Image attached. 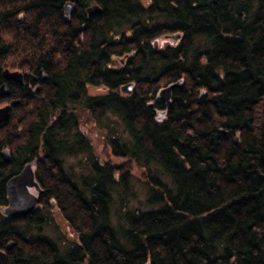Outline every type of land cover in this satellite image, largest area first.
Segmentation results:
<instances>
[{
    "label": "trees",
    "instance_id": "obj_1",
    "mask_svg": "<svg viewBox=\"0 0 264 264\" xmlns=\"http://www.w3.org/2000/svg\"><path fill=\"white\" fill-rule=\"evenodd\" d=\"M66 1L0 0V85L6 68L48 74L44 100L7 84L19 101L0 125L11 155L0 156V249L15 243L6 264H264V0H74L70 23ZM90 4L101 7L92 19ZM180 79L164 108L157 91ZM128 82L132 91L119 92ZM86 83L108 89L85 97V109L125 126V138L108 140L112 154L155 166L147 202L127 205L114 225L111 188L121 181L124 202L135 198L129 170L93 160L79 185L62 164L91 154L73 131ZM34 158L43 208L3 215L5 182ZM51 198L74 234L65 252L42 232Z\"/></svg>",
    "mask_w": 264,
    "mask_h": 264
},
{
    "label": "rangeland",
    "instance_id": "obj_2",
    "mask_svg": "<svg viewBox=\"0 0 264 264\" xmlns=\"http://www.w3.org/2000/svg\"><path fill=\"white\" fill-rule=\"evenodd\" d=\"M117 63V61H115ZM7 69V68H6ZM10 71H16L17 69H9ZM19 71L25 72L26 70ZM10 82H7V84ZM89 92L91 94H102L101 87H90ZM9 103V100L2 99L0 100V107ZM12 125H16L15 122ZM79 130H73L77 132H84L85 139L88 140L90 144V153L82 154H72L65 158L62 162L64 166L69 168V173L73 175V179L77 181L80 185L83 182V179L88 176H91V163L93 160H97L101 163L105 161H110L113 164H122L124 168L129 170V175L126 178L128 186L135 191V198H130L128 203L124 202L127 198L125 191H122V182L119 181L115 184V188L112 187L111 199L109 203L108 215L110 224L115 223L117 220H121L123 217V212L127 210L128 206L132 203V206H140L143 203L147 202L148 191H150L148 184L145 182L147 176V170L149 169L151 173L155 171V166L152 164H144L136 162L129 157H118L114 156L111 152L108 140L110 137L115 135H120L126 137L124 132L123 123H108L107 119H103L100 122L95 123L85 110H79ZM19 132V128L17 129ZM70 137L73 139L75 137V132L70 134ZM71 139V140H72ZM157 171V169H156ZM149 172V173H150ZM148 190V191H145ZM126 201V200H125ZM123 203H125L123 205ZM147 210L148 206H142ZM158 207L152 206L151 208ZM54 218L50 217L46 220L45 224L42 226L43 234L51 237L56 244L60 252H65L67 248L72 245V240L74 239V234L69 228L65 220L62 218L61 214L58 211L54 210ZM114 225V224H113Z\"/></svg>",
    "mask_w": 264,
    "mask_h": 264
},
{
    "label": "water",
    "instance_id": "obj_3",
    "mask_svg": "<svg viewBox=\"0 0 264 264\" xmlns=\"http://www.w3.org/2000/svg\"><path fill=\"white\" fill-rule=\"evenodd\" d=\"M74 12V4L71 1H66L63 5V14L65 22L70 21V16ZM88 15H94L100 12V8L97 5H92L87 8ZM22 14H19L17 20H20ZM2 77L4 83L0 85V98H6L9 94L7 82L22 83L23 73L16 70L10 71L4 69L2 71ZM183 81L180 79L175 83H171L160 88L156 93V99L165 104L167 108L171 105L172 91L182 88ZM121 91L124 93H130L131 84H125L121 87ZM18 101H12L11 104H6L0 107V125L6 123L9 119L10 108L17 104ZM237 142V136L236 140ZM0 156L4 163L10 161V152L4 148L0 150ZM36 190L35 194L30 189ZM4 190L7 198V205L2 209V213L8 217H17L29 214L35 209L38 202V196L42 190L35 179L34 171L31 164H26L19 173L11 176L4 184ZM14 242L7 243L3 249H0V264H6V252L10 251L14 246Z\"/></svg>",
    "mask_w": 264,
    "mask_h": 264
},
{
    "label": "flooded vegetation",
    "instance_id": "obj_4",
    "mask_svg": "<svg viewBox=\"0 0 264 264\" xmlns=\"http://www.w3.org/2000/svg\"><path fill=\"white\" fill-rule=\"evenodd\" d=\"M67 1H71L73 4H74V12L72 13V15L70 16V21L69 22H66V23H70L71 21H72V17H74L75 16V14H76V12H77V5H76V2L74 1V0H67ZM145 2H146V0H144ZM92 5H97L99 8H100V12H101V7L98 5V4H90V5H88L87 7H85V9H84V13L86 14V16H87V18H93L94 16H96L97 14H99V13H97V14H94V15H91V16H89L88 15V12H87V8L89 7V6H92ZM63 16H64V14H63ZM81 39H82V37H80V41H81ZM76 41V40H75ZM74 41V46H76V42ZM152 44H153V42H151ZM78 55H79V53H77ZM126 55H128V54H124L123 56H120V55H113V57H111L110 56V61L108 62V66H112L113 68H116V67H118V65L116 64V62L115 61H117L118 62V64L119 65H122L123 63H124V61H125V58H126ZM22 72V71H21ZM23 73V77H22V83H16V82H10L9 83V86L11 85V87H19L21 90H22V92H23V95L24 96H27L26 95V93L29 95L30 94V96L32 97V96H36V99H39V100H41V99H43V97H41V92L43 91L42 90V88H43V85L45 84V81L48 79V74L43 70V69H41L40 71H35V70H26L25 72H22ZM129 84H131V91H132V88H133V83L132 82H128ZM128 83H126V84H128ZM125 85V84H124ZM123 85H120L119 87H118V90H119V92H121V93H123L122 91H121V87H122ZM90 87H96V86H93V84H91V83H86L85 84V90H84V92L83 93H81L79 96H78V98H77V102H78V105H76L75 107V112H76V120H75V126H76V129L77 130H79L80 128V125H79V110H85L89 115H91V117H92V119H93V121L95 122V123H97V122H100V121H98V120H96V118H95V116H94V114H91L90 112H88L89 110H87V109H85V97H93V96H95V94H91L90 92H89V88ZM98 87H101V89H102V92H106L107 91V89L108 88H106V87H104V86H102V85H99V86H97L96 88H98ZM130 91V92H131ZM8 92H9V94H8V98H10L9 99V105L11 104V102L12 101H19V99H15V98H13V97H11V90H10V88L8 87ZM39 95H38V94ZM123 94H126V93H123ZM127 94H129V93H127ZM44 100V99H43ZM32 101H34V99L33 98H29L28 97V100H27V102L29 103V104H31V102ZM157 102H160V101H157ZM18 103V102H17ZM77 104V103H76ZM160 104L165 108V105L164 104H162V102H160ZM15 105H17V104H15ZM14 105V106H15ZM13 107V106H12ZM146 108H148V109H151V111H152V113L154 114V116H155V119L157 120L156 122H158L160 119H162V120H164L163 118H162V116H163V113H164V108L163 109H158V110H156L155 109V107L153 106V102H149L147 105H146ZM103 119H106V118H103ZM108 120V123L110 122L109 121V119H107ZM83 137L85 136V133L84 132H79ZM85 138V137H84ZM86 140V139H85ZM87 142H88V140H86ZM88 144H89V142H88ZM89 146H90V144H89ZM11 156V155H10ZM36 158H34V160H30L29 162H27L26 164H31V166H32V169H33V171H34V176H35V170H36ZM25 164V165H26ZM35 179H36V176H35ZM36 181H37V179H36ZM38 182V181H37ZM38 184H39V182H38ZM39 186H40V184H39ZM40 188H41V190H42V192H41V194L38 196V202H37V204H36V209L37 208H39L40 207V205H39V200H40V198L43 196V194H44V189L40 186ZM32 192H34L35 194H37L36 193V190L34 189V188H31L30 189ZM48 204L50 205V208H51V212L55 215V213H54V210L55 211H58L60 214H61V208H60V206H59V204L57 203V201H55L53 198H51L50 200H49V202H48ZM40 208H43L42 206L40 207ZM23 216H26V215H23ZM23 216H17L18 218L19 217H23ZM62 216V215H61Z\"/></svg>",
    "mask_w": 264,
    "mask_h": 264
},
{
    "label": "bare ground",
    "instance_id": "obj_5",
    "mask_svg": "<svg viewBox=\"0 0 264 264\" xmlns=\"http://www.w3.org/2000/svg\"><path fill=\"white\" fill-rule=\"evenodd\" d=\"M162 104H164V103H162ZM165 105V104H164ZM165 108L167 109V107L165 106ZM36 207V206H35Z\"/></svg>",
    "mask_w": 264,
    "mask_h": 264
}]
</instances>
